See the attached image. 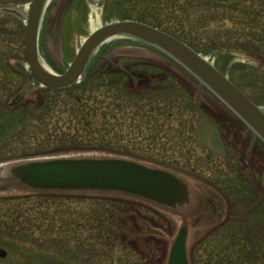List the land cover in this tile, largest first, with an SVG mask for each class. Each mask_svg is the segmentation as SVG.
Listing matches in <instances>:
<instances>
[{"label":"rangeland","instance_id":"obj_1","mask_svg":"<svg viewBox=\"0 0 264 264\" xmlns=\"http://www.w3.org/2000/svg\"><path fill=\"white\" fill-rule=\"evenodd\" d=\"M31 1L0 0V7H18L24 15L0 17L6 21L0 31V163L120 154L86 141L96 127L115 124L129 157L174 170L190 182L193 204L168 211L119 195H32L17 186L3 192L0 184V248L7 252L0 264H167L185 223L194 263L229 264L234 256L240 264H264L258 247L264 244V142L168 55L126 37L107 41L74 86L95 74L98 84H105L100 91L107 86L105 91L119 94L117 85L153 98L142 100L137 106L142 109L121 104L122 112H114L118 120L111 112L105 119H76L75 97L63 90L71 87L33 84L29 70L21 68L27 64L25 19ZM197 3L51 0L40 31V59L63 74L95 30L119 20L142 19L160 29L184 26L180 30L198 46L194 49L264 110V0H228L224 8ZM232 5L237 7H226ZM245 10L258 13L256 21ZM165 90L171 95L161 97ZM100 91L103 106L112 103Z\"/></svg>","mask_w":264,"mask_h":264},{"label":"water","instance_id":"obj_2","mask_svg":"<svg viewBox=\"0 0 264 264\" xmlns=\"http://www.w3.org/2000/svg\"><path fill=\"white\" fill-rule=\"evenodd\" d=\"M50 0H32L29 5L25 51L34 80L43 87L62 89L84 77L97 51L113 38H131L162 51L212 90L264 142V110L226 75L182 40L152 25L119 20L95 30L84 42L63 74L44 67L39 54V35ZM8 12L20 14L11 9ZM3 192L13 186L31 193L113 194L142 200L175 211L193 204L191 184L178 172L133 158L109 155L32 157L0 164ZM189 226L183 224L170 249L168 264H190ZM0 256L7 252L0 248Z\"/></svg>","mask_w":264,"mask_h":264},{"label":"trees","instance_id":"obj_3","mask_svg":"<svg viewBox=\"0 0 264 264\" xmlns=\"http://www.w3.org/2000/svg\"><path fill=\"white\" fill-rule=\"evenodd\" d=\"M194 1H198L197 7H201V8L213 7V6H215V7L220 6V7L224 8L225 7L224 5L228 3V2L226 3V1H228V0H194ZM234 3H237V2H234ZM255 6L256 5L251 6L250 10H255ZM262 6H263V4H262ZM226 7L230 8L232 10L233 9L232 7H237V5L226 6ZM247 12H249L248 13L249 16H252L253 19L256 21V17L258 16L259 9H258V13H256V14H253L250 11H246V13ZM224 13H226V12H224ZM234 13H236V12H234ZM215 14H217V12ZM241 16H240V18H241ZM139 20H142V19H139ZM259 22H261V21H259ZM158 26L160 27L161 25H158ZM182 27H184V26L173 27V28L166 27V28H162V29L171 33L172 35L186 41L191 47L197 48L198 46H195V44L193 42H191V40H190V42H188L187 39H185L184 35L182 34V31L180 30V28H182ZM94 60L97 61L96 58ZM94 77H95V74H90L88 76V78H86V80L83 81V83L81 85L74 86V87L67 88V89H63V90L67 91L68 98L72 99L73 97H75L76 103L72 105V112H74L76 119L79 118V115L81 117L86 115L88 118H91V119H95L98 117H99V119H102V118L105 119L109 115V113L111 112V114H110V116H112L111 118L114 120L115 119L118 120V117L114 112L118 111V110L122 112L121 104H124L125 108H127V109L133 108V107L137 108L138 105L143 106V104L141 103L142 100L150 101L154 96L153 94H150V93L145 94L144 92H138V93L134 92V91L132 92L126 88H123V86L120 88L117 85L115 87H116V90L119 91V94H111L109 90L105 91L104 89L107 86H103V90L100 91L101 85L102 84L105 85V84L104 83L98 84L99 83L98 79H101V78H97V77L94 78ZM109 85H112V84H109ZM99 91H100L101 96H105V98L111 99L112 103H107L106 106H103L104 102L100 101ZM164 94H165V96L171 95L168 90H165V92L163 94H161L160 96L162 97ZM137 109H142V108L138 107ZM153 110L154 109L150 107L148 112H152ZM105 124H107V123H105ZM115 129H116L115 124H111L106 129L103 127L102 128L96 127L95 129H93V134L95 133V136L89 137L90 139H88L86 141L91 142L92 144H94L98 147L104 148L106 150H109V151H114V152L117 151V153L129 155L130 151L128 149H124L122 147V145L124 147H127L125 144H122V143H124L123 142L124 138L123 139L116 138L117 133H119L121 131V129L120 128H117L118 130H115ZM105 136H110L113 138L112 140H115V141L108 143ZM120 141H122V142H120ZM234 258H235L234 256L231 258L229 257V261H230L229 264H240V262L238 263V261L234 260ZM50 264H63V263H61L59 261H54V262H50Z\"/></svg>","mask_w":264,"mask_h":264},{"label":"flooded vegetation","instance_id":"obj_4","mask_svg":"<svg viewBox=\"0 0 264 264\" xmlns=\"http://www.w3.org/2000/svg\"><path fill=\"white\" fill-rule=\"evenodd\" d=\"M2 12V7H0V13ZM1 16L0 17H5V13L3 12V13H1L0 14ZM10 16H12V15H10ZM5 27H6V21L4 20V19H0V31L2 30V31H4L5 30ZM27 92H28V90H27ZM244 240V243H245V247L247 248V246H248V241H249V239H243ZM263 241H264V239H263ZM258 247H260V248H262V250L264 251V244H262L261 243V241L260 242H258ZM258 249V248H257ZM248 250V249H247ZM243 253H245V251L243 252ZM250 255L251 254H249V255H245V254H243V256H244V258L245 259H247V258H249L250 257ZM189 258H190V263L191 264H196V263H194V261H193V259H194V256L192 257L191 256V254H189ZM245 262H247L246 260H245Z\"/></svg>","mask_w":264,"mask_h":264},{"label":"bare ground","instance_id":"obj_5","mask_svg":"<svg viewBox=\"0 0 264 264\" xmlns=\"http://www.w3.org/2000/svg\"><path fill=\"white\" fill-rule=\"evenodd\" d=\"M44 67L49 70L50 72H52L47 66L44 65ZM0 174H3V172H0Z\"/></svg>","mask_w":264,"mask_h":264}]
</instances>
